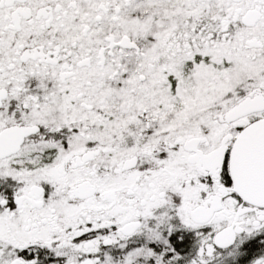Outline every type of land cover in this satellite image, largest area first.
I'll list each match as a JSON object with an SVG mask.
<instances>
[{
  "label": "snow or ice",
  "instance_id": "snow-or-ice-1",
  "mask_svg": "<svg viewBox=\"0 0 264 264\" xmlns=\"http://www.w3.org/2000/svg\"><path fill=\"white\" fill-rule=\"evenodd\" d=\"M0 264H264V0H0Z\"/></svg>",
  "mask_w": 264,
  "mask_h": 264
}]
</instances>
